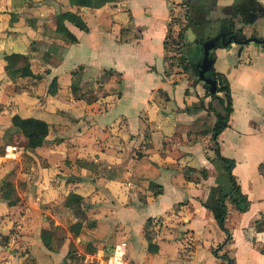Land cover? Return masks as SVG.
I'll return each instance as SVG.
<instances>
[{
	"label": "crops",
	"instance_id": "1",
	"mask_svg": "<svg viewBox=\"0 0 264 264\" xmlns=\"http://www.w3.org/2000/svg\"><path fill=\"white\" fill-rule=\"evenodd\" d=\"M255 2L0 0V264H264V44L209 51L231 103L215 136L221 106L166 55L178 13L199 18L178 42L190 64L187 28L264 38ZM13 115L46 124L40 146ZM229 174L246 207L224 198L220 226L204 204Z\"/></svg>",
	"mask_w": 264,
	"mask_h": 264
},
{
	"label": "trees",
	"instance_id": "2",
	"mask_svg": "<svg viewBox=\"0 0 264 264\" xmlns=\"http://www.w3.org/2000/svg\"><path fill=\"white\" fill-rule=\"evenodd\" d=\"M70 4H74L76 6L82 5L81 0H68ZM188 13V12H187ZM190 13V12H189ZM189 13L187 15H189ZM59 19L67 20L69 22H72L76 27H78L81 30H85V26L83 22L80 20V18L70 12L61 13L58 15ZM199 22V18L194 16L193 18L188 17L187 23L185 26L181 28L179 31V34L176 37V40H178L175 44L178 46L180 41L183 40L182 32L185 29V27H190L191 29H194ZM225 23L226 21L223 20ZM222 22V23H223ZM228 29V25H219L218 31ZM169 38V37H168ZM166 45V42L164 41V46ZM181 44L179 45V47ZM209 58L212 60V56L209 55ZM10 59L12 63L18 62L19 60H24V57L21 55H11ZM183 66V69L190 70L192 75L195 77L197 75L195 64H190L186 61V59L181 56L180 60ZM22 68L20 70H17L20 72L21 76L30 75L29 72H26L24 70V64H22ZM206 77H209L210 79H213L216 82V89L217 91L215 93H209L208 86L205 85L204 88L206 92L208 93V96H210L211 99L215 101V104L218 106H221V111H215L216 121L212 127L213 135L215 136L218 134L225 126L227 122L228 115L231 111V103H230V95H229V88L228 83L223 75L215 72L213 68L211 67L210 70L206 73ZM217 93H220V96L217 95ZM11 124L14 128H16L19 133L26 139V146L28 148H35L42 144L43 139L47 132V126L46 124L38 119L34 118H20L17 115H13L11 117ZM219 160L224 164L225 170L228 172L229 170V162L227 159L219 157ZM228 181L230 182V187L227 193H224L222 190H219L217 192V196L213 197L210 195V198L206 201L204 206L210 210L214 220L221 226L224 216H225V208L222 200L224 198H227L231 204L235 206L237 210H244L246 207V200L244 195H242L239 191L238 186L235 184L234 179L229 174L228 175ZM228 196V197H227ZM222 228V227H221ZM223 229V228H222ZM224 230V229H223Z\"/></svg>",
	"mask_w": 264,
	"mask_h": 264
},
{
	"label": "water",
	"instance_id": "3",
	"mask_svg": "<svg viewBox=\"0 0 264 264\" xmlns=\"http://www.w3.org/2000/svg\"><path fill=\"white\" fill-rule=\"evenodd\" d=\"M185 40L187 42L190 41L193 42L194 44L200 45L201 52L200 55L198 56L199 60L194 65L197 72L196 78L200 83L208 86L209 93H215L217 91L216 82L213 79L206 77V73L212 67V60L209 58L210 55L209 51L211 49H215L217 47H226L230 43L238 44V45L247 42L264 44V38L259 39L253 36L241 38L240 34L230 33L228 29L220 30L213 37L201 41L200 39H198V37L194 36L190 28H187Z\"/></svg>",
	"mask_w": 264,
	"mask_h": 264
},
{
	"label": "rangeland",
	"instance_id": "4",
	"mask_svg": "<svg viewBox=\"0 0 264 264\" xmlns=\"http://www.w3.org/2000/svg\"><path fill=\"white\" fill-rule=\"evenodd\" d=\"M254 1H256L255 3H257V5H260L258 0H254ZM183 6H184V4H183ZM173 16H174V18H171V25H175L174 26L175 29L173 28L174 30H170V33L168 34L169 38H168V40H166V42L169 44L168 46L170 48V50H169L170 52L166 53V55H171L170 59H169L170 60L169 63L172 66V68L173 67H175V68L178 67V68L182 69V64L183 63L180 62V60H181V56L180 55H182V54H180V51H181L180 47L176 48V46H173L171 44H174L176 42V40L174 39L175 33H176V31H178L181 28L182 25H184L185 20H183V17H182L181 13L172 15V17ZM212 17H214V15ZM243 18H244V20H246L245 17H243ZM212 25H216V24L213 22ZM252 28H256L257 30H261V28H264V25H258V24L257 25H252L251 27H249V30H251ZM260 32L261 31H258V33H260ZM208 33H209L208 31H205V30L203 31V35L208 34ZM168 69H170V68L168 67ZM189 73L191 74L192 81H193L194 79H193L192 73L190 71H189ZM174 74H179V72L176 71V72H174ZM214 103H215V101H214Z\"/></svg>",
	"mask_w": 264,
	"mask_h": 264
},
{
	"label": "flooded vegetation",
	"instance_id": "5",
	"mask_svg": "<svg viewBox=\"0 0 264 264\" xmlns=\"http://www.w3.org/2000/svg\"><path fill=\"white\" fill-rule=\"evenodd\" d=\"M250 11H259V8H257V9H250ZM259 13V12H258ZM249 15V11L248 12H246L245 13V16L244 17H246L247 18V16ZM226 22L224 23H222V25H229L230 24V22L228 21V20H225ZM231 25V24H230ZM229 27V26H228ZM217 33V30L213 33V34H211V35H209L207 38H205V39H208V38H211V37H213L215 34ZM230 33H235V34H238V33H241V31L240 30H238V31H235V32H230ZM243 38H246V37H244L243 36ZM205 39H201V41H203V40H205Z\"/></svg>",
	"mask_w": 264,
	"mask_h": 264
},
{
	"label": "built area",
	"instance_id": "6",
	"mask_svg": "<svg viewBox=\"0 0 264 264\" xmlns=\"http://www.w3.org/2000/svg\"><path fill=\"white\" fill-rule=\"evenodd\" d=\"M116 260H117L116 257L115 256H112V262L114 263Z\"/></svg>",
	"mask_w": 264,
	"mask_h": 264
}]
</instances>
